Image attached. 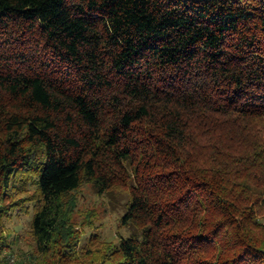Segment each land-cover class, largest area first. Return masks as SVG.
Wrapping results in <instances>:
<instances>
[{
  "label": "trees",
  "instance_id": "16d2710c",
  "mask_svg": "<svg viewBox=\"0 0 264 264\" xmlns=\"http://www.w3.org/2000/svg\"><path fill=\"white\" fill-rule=\"evenodd\" d=\"M0 264H264V0H0Z\"/></svg>",
  "mask_w": 264,
  "mask_h": 264
},
{
  "label": "rangeland",
  "instance_id": "374dc122",
  "mask_svg": "<svg viewBox=\"0 0 264 264\" xmlns=\"http://www.w3.org/2000/svg\"><path fill=\"white\" fill-rule=\"evenodd\" d=\"M127 197V192L123 190L100 196L92 187L85 185L82 187L79 207L94 208L99 216L98 232L106 239L116 240L118 232L123 233L124 236H128L131 232V228L120 221L126 209ZM31 220L32 215H23L13 221L15 231L20 234L19 246L25 252H30L33 244ZM12 261H15V258Z\"/></svg>",
  "mask_w": 264,
  "mask_h": 264
}]
</instances>
